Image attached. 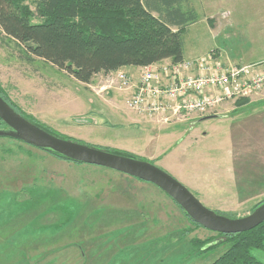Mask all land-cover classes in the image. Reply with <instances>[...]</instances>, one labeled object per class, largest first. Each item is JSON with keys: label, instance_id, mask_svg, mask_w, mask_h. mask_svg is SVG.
Instances as JSON below:
<instances>
[{"label": "rangeland", "instance_id": "374dc122", "mask_svg": "<svg viewBox=\"0 0 264 264\" xmlns=\"http://www.w3.org/2000/svg\"><path fill=\"white\" fill-rule=\"evenodd\" d=\"M188 2L198 19L184 34V59L254 68L245 80L264 72V0ZM22 50L0 32V86L34 124L152 162L228 217L264 199V82L214 117L130 121L128 89L113 73L84 84ZM223 240L151 183L0 137V264H210L227 245L209 247ZM252 253L264 264V250Z\"/></svg>", "mask_w": 264, "mask_h": 264}, {"label": "trees", "instance_id": "16d2710c", "mask_svg": "<svg viewBox=\"0 0 264 264\" xmlns=\"http://www.w3.org/2000/svg\"><path fill=\"white\" fill-rule=\"evenodd\" d=\"M188 1L0 0V32L23 46L27 61L40 59L89 84L99 73L108 75L167 59L173 63L182 61L184 34L198 19ZM0 96L30 122L38 123L16 106L1 86ZM246 101L240 98L236 104ZM3 127L0 119V129ZM45 152L59 160L83 164ZM263 202L264 199L255 204L249 213ZM217 234L224 240L209 248L220 244L227 247L210 264H261L252 252L264 250V222L248 231Z\"/></svg>", "mask_w": 264, "mask_h": 264}, {"label": "built area", "instance_id": "2783aa9c", "mask_svg": "<svg viewBox=\"0 0 264 264\" xmlns=\"http://www.w3.org/2000/svg\"><path fill=\"white\" fill-rule=\"evenodd\" d=\"M252 69L227 67L210 57L141 67L136 84L122 71L111 78L117 80L118 88L134 87L125 102L129 110L165 123L180 117H203L231 100L250 98L264 82V72L257 78L242 79L251 76Z\"/></svg>", "mask_w": 264, "mask_h": 264}, {"label": "water", "instance_id": "95a60500", "mask_svg": "<svg viewBox=\"0 0 264 264\" xmlns=\"http://www.w3.org/2000/svg\"><path fill=\"white\" fill-rule=\"evenodd\" d=\"M212 116H205L207 119ZM0 137L12 138L72 161L93 164L151 183L200 227L221 234L248 231L264 222V202L242 217L230 218L205 207L183 184L153 163L58 137L30 122L0 96Z\"/></svg>", "mask_w": 264, "mask_h": 264}, {"label": "crops", "instance_id": "0c3cea01", "mask_svg": "<svg viewBox=\"0 0 264 264\" xmlns=\"http://www.w3.org/2000/svg\"><path fill=\"white\" fill-rule=\"evenodd\" d=\"M166 61H170V60L167 59V60H163L161 62H166ZM120 71L125 72L128 75H130L132 77L133 81H134V84H136V82L138 81L139 75H140L141 67H126V68L121 69ZM133 89H134V87H131V89L126 90L127 95L130 96V94L132 93ZM132 114L127 113V116L129 117L128 119L130 121L135 120L134 119L135 115H137L138 117H141L143 119H147V120L151 119V118H148V117L140 116V115L136 114L135 112H132Z\"/></svg>", "mask_w": 264, "mask_h": 264}]
</instances>
